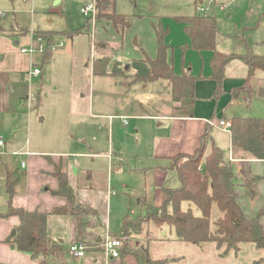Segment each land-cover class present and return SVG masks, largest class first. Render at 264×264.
I'll list each match as a JSON object with an SVG mask.
<instances>
[{"label": "crops", "instance_id": "1", "mask_svg": "<svg viewBox=\"0 0 264 264\" xmlns=\"http://www.w3.org/2000/svg\"><path fill=\"white\" fill-rule=\"evenodd\" d=\"M83 1V7L86 3L93 1H96L98 7L95 25L82 13L83 7L81 9V13L88 20L87 30H93L94 34L98 26L105 30L111 27L115 33L108 38L110 43L102 41V49H106L105 52L103 51V56L98 60L95 57L93 62L92 58L90 59L92 73L94 75L110 73L111 64L117 62L115 61L117 54L120 51L123 53L130 47L129 44L126 47L124 45L125 35L134 36L133 44L137 48L136 59H126L130 62L133 61L127 69L136 66L139 71L133 75L126 86L141 83L143 88L149 89V84L157 83L162 85L163 91L170 95V102L167 101L164 104L162 112L155 110L151 114L136 112L134 115H128L124 111L112 109L109 95L105 100L96 98L94 94L92 95V91L88 96L79 91L71 99L70 115L64 116L68 125L66 126L69 128L68 137L64 136L58 142V146H49L52 148L48 149V146H41L36 140L27 139L25 142H21V124L16 117H8L11 103L9 104L8 93L4 89L6 82L10 85L7 71H19V65L13 63L10 67H0V70L3 69V72L0 71V90L3 89L0 91V137L5 140V146L0 147V213L5 214L10 208L6 190V176L7 172H10L13 179L17 181L12 205L29 212L38 210L48 215L47 233L55 252L46 255L45 264H123V262L133 264L135 263L133 257L109 258L101 246L104 237L108 232L115 237L122 235L124 223L128 219V214L132 212L131 209L139 210L140 216H144L147 206L161 207L167 198L165 190L177 189L182 185L178 173L170 168L171 159L179 155H194L201 147L202 137L206 132H209L211 141L207 143L206 156L212 150V143L223 151L224 160L234 168V195L238 204L248 218H260L264 227V160L255 159L248 153L234 149L231 132H224L210 125L211 121L220 119L231 122L234 118H264V116H248L241 113V107L249 106L253 101L257 103L264 101V98L259 96V91L264 89L261 88L264 86V71H256L251 81L253 93L248 97V94L243 90L249 74L248 65L241 59L229 62L225 67L222 94L216 96V82L212 79L213 51L200 52L192 49L191 38L185 30V25L180 22L184 40L178 45H176L178 42H167L171 47L168 54L169 63L176 74L182 75L184 72L190 71L192 76L200 77V79L197 82L195 98L185 97L177 102L171 94L169 81L144 80L151 74L150 67L145 62L146 58L155 60L158 55L156 28L160 24L164 25L163 20L149 21L141 14L129 15L122 10L119 11L116 6L117 0ZM219 1L230 4L226 8L225 4L219 6L216 1L214 3L217 8L213 15L210 13L198 14L216 18L219 31L216 50L222 54L243 55L247 52L246 44L243 41L245 38L252 43V52L255 55L264 56V0ZM59 2L60 0H54L53 4ZM238 2L246 3L240 14H236L234 17L233 13H224ZM197 3L198 0L195 5ZM250 6L254 8L253 13H250ZM114 15L123 18L128 27L125 28L123 24L116 25L110 20V17ZM255 24H258L257 27L248 29ZM142 27L144 28L143 33L140 31ZM27 32L21 27L9 29L0 25V56L10 52L13 49V44H28ZM37 32L53 34L56 39L52 45H58L57 40L62 37L53 31L39 30L32 31L30 35L32 36L34 33V36L41 37L37 35ZM170 34L171 31L168 29L166 40ZM24 35L25 37H23ZM74 35L77 34H68L72 41L75 38ZM59 43H63V41L60 40ZM63 47L64 45L57 46V49ZM57 49L51 50V55ZM86 66L88 67L89 63ZM51 68L52 66L49 67V69ZM99 68H102L101 72ZM159 92L161 93V91ZM156 96L158 95L156 94ZM161 99L164 98L161 97ZM122 118H126V122ZM130 118L161 120V122L166 121L167 125L165 134L156 135L154 140L144 144L145 151H141L137 155V160L143 158L150 163L145 164L140 160V165L137 163L133 169L128 171V174L141 176L143 179L142 185L136 188L127 183L118 185V181L115 180L118 175L122 178L126 175L123 169L125 159L121 155L125 146L121 142L115 143L113 130L116 120L124 126H128ZM163 125L164 122L159 124V126ZM30 129L31 127H28V130ZM213 131L228 135L227 143L216 134L212 139ZM64 132L67 131L64 130ZM136 133L138 135L140 131L137 129ZM3 135L8 137L5 139ZM137 144L140 148V141H137ZM147 148L149 152L146 151ZM18 162L19 165L14 168L13 163ZM56 165H61L64 173L67 174L78 201L96 209L99 217L52 214L55 208L65 206L67 203L66 198L54 193L59 189V182L53 175ZM174 172L178 175L180 184L168 185L170 175ZM128 181L129 177L126 182ZM132 202H136L134 205L136 208L133 207ZM215 207H217L216 204L213 205L211 218ZM189 208L193 210V207L187 203L186 210ZM221 216L222 213H218L214 223ZM147 223L150 222L144 223L143 226ZM20 224V218L17 216L0 219V264H40L39 260H34L29 253L19 251L14 244L9 242L16 236ZM152 224L150 223V225ZM113 226L114 228L118 226L120 231L115 233ZM154 229L153 237L148 234L141 241L138 240L141 236L139 234L132 233L130 237L132 242L137 241L140 247L145 246L146 241L153 240L154 242L149 246L146 245L145 248L148 249L154 260H168V264H254L264 258V250L258 249L253 243L241 244L238 253L231 250L223 255L226 246L219 248L216 243H208L199 247L178 241L176 236L172 235L173 228L168 225L160 227L156 224ZM164 230L166 232L162 236L161 232ZM14 231L16 232L15 236H13ZM170 235L173 237L170 238ZM168 240L174 241V243H166ZM74 243H83L88 247L85 257L77 258L70 254V246ZM166 245L171 246L167 247ZM40 260L43 258L41 257Z\"/></svg>", "mask_w": 264, "mask_h": 264}, {"label": "rangeland", "instance_id": "2", "mask_svg": "<svg viewBox=\"0 0 264 264\" xmlns=\"http://www.w3.org/2000/svg\"><path fill=\"white\" fill-rule=\"evenodd\" d=\"M83 2V0H60L59 3L53 4L54 0H0V13L3 14V16H0V25L9 29L21 27L28 31L26 34V37L29 38L28 44H13V49L10 52L4 54L5 56H0L1 68L10 67L11 64L17 63L20 69L19 71H7L9 73L10 85L6 82L4 89L8 93L9 104L11 103L8 117H16L17 121L21 124V142H25L27 139L36 140L41 146H48V149L58 146V142L64 136L68 137L69 128L64 116L66 114L70 115L72 107L71 99L79 91L87 96L92 91V95L94 94L96 98L105 100L106 96L109 95L112 109L124 111L128 115H134L136 112L151 114L155 110L162 112L163 110L161 109H164V104L167 101L168 103L170 102V95L167 92L165 93L163 87H161L162 85L160 86L157 83L149 84V89L143 88V84L141 83L134 86L129 85L130 87L126 86L131 81L133 75L139 71L136 66H131L130 69H127L133 61L130 62L126 59H136L135 51H137V48L133 44L134 36L128 37L127 34L125 35L123 40L124 45L126 47L129 44L131 48L129 47L123 53L120 51L117 54V59L115 60L117 62L113 63V65L111 64L110 73H107V75H94L92 73V64L90 62L92 54L94 53L97 60L102 57L103 51H106V49H102V41H104L103 43H110L108 38L115 33L111 30V27L105 30L101 26L95 29L94 34L93 30L88 31L86 28L88 20L81 13ZM195 2L196 0H117L116 6L119 11L122 10L125 13H129V15L141 14L149 21L156 22L160 19L163 20L164 28L167 31L168 29L171 31L170 37L167 38L166 42H178L176 44L178 45L184 39L182 37V26L179 25L180 22L177 20V17L192 16L195 13L199 14L196 8L199 3L195 5ZM217 3L219 6L225 4L226 8L230 4L224 1H218ZM245 4V2L235 3L224 13H233L235 17L236 14H240L243 11ZM201 6L204 8L209 7L210 10L205 12V14L210 13L212 15L217 8L216 3L210 4L206 0ZM249 10L250 13L254 12V8L251 6ZM257 25L255 24V26L248 29H254ZM38 30L53 31L62 36L58 38L57 43L60 40L64 43L63 48H56L57 51L53 52L45 61H43V54L30 55L21 52L22 48H30L37 42V36H34V33L31 36L30 33ZM143 30V27L140 28L142 33ZM69 33L77 34L74 35L73 41L68 36ZM53 39L56 38L54 37ZM247 42L252 47V43L249 40ZM107 49L110 50V48ZM56 62L57 64H55ZM87 63H89L88 67L86 66ZM50 66H52L51 69H49ZM104 66L106 67V64ZM35 68H39L41 74L27 80L25 78L26 73L33 71ZM102 68H99L100 72ZM20 71L23 73H19ZM261 88H264V86H261ZM0 91H3V89ZM161 97L164 99H161ZM241 110V113L244 115L263 117L264 101L258 103L253 101L251 105L241 107ZM162 122H164V125L159 126ZM162 122L161 120L154 119L136 120L130 118L128 120L129 125L124 126L120 121L116 120L113 135L115 143L121 142L125 146V150L121 155L125 159L123 169L126 174L124 178L120 175L116 176L115 180L118 181V185L127 183L134 188L142 185V177L133 174L132 176L128 174V171L131 168L133 169L137 163L140 165V160L145 164L150 163L143 158L137 160V155L141 151H145L143 149L144 144L154 140L156 135L165 134L167 125L166 121ZM60 123L62 124L60 125ZM28 127H31V129L28 130ZM63 128L67 132H64ZM137 129L140 131L138 135L136 133ZM215 134L227 143L228 135L213 131L211 133L212 139L215 137ZM3 136L5 139L8 137L7 135ZM137 141L141 143L140 148H138ZM146 151L149 152V149L147 148ZM13 164V167L16 168L19 162ZM128 177L129 181L126 182ZM169 184H180L179 177L175 172L171 173L168 181ZM135 203L132 202L133 207ZM186 207L187 203H183L182 210L185 211ZM192 207L194 215L200 216L201 211L194 205ZM215 208L216 211L214 210L211 218L212 230L215 228L214 221L218 213H220L219 208ZM131 211L128 214L129 220H135L140 217L139 210L134 211L131 209ZM150 223L154 224L150 225ZM150 223L143 226L142 232L139 234L141 235V238L139 237L138 239L139 241L147 237L148 234H150V237L154 236V226L156 224L153 221H150ZM116 229H118V226L117 228L113 226L115 233L116 231H120V229ZM165 232V230L162 231L161 235L163 236ZM172 235L176 236L174 228ZM172 235H170V238L173 237ZM153 242V240L146 241L145 246H149ZM166 243L173 244L174 241L168 240ZM133 244H135L134 246H139L137 241L133 242ZM145 246L136 248L145 249Z\"/></svg>", "mask_w": 264, "mask_h": 264}, {"label": "trees", "instance_id": "3", "mask_svg": "<svg viewBox=\"0 0 264 264\" xmlns=\"http://www.w3.org/2000/svg\"><path fill=\"white\" fill-rule=\"evenodd\" d=\"M116 25L123 24L128 27L120 16H111ZM177 20L185 25V30L192 41V49L196 51H213L212 79L216 82L215 95L219 96L223 91L226 65L235 60H243L249 68L248 78L243 90L248 97L253 93L251 84L257 70L264 71V56L255 55L251 45L243 38L247 52L243 55L222 54L216 50L219 31L214 16L194 14L187 17H177ZM76 34V33H72ZM168 31L160 24L156 28L158 39V55L155 60L147 57L145 62L151 70V74L144 78L148 81L167 80L171 86V94L177 102L183 98H195L196 86L200 77H194L190 71L182 75L175 73L168 60L171 47L166 42ZM37 35L47 40V49L43 54V61L51 56V45L54 35L47 32H37ZM202 78V77H201ZM242 90V91H243ZM231 139L234 149L250 154L255 159L264 160V118H234L231 120ZM211 141L209 132L202 137L201 147L194 155H179L172 158L171 169H174L181 180V187L166 189V200L159 208L147 206L144 216L138 219L126 220L123 226L122 236L140 234L142 226L146 222L154 221L158 226L168 225L176 232V239L181 242L203 247L208 243H216L219 248L226 246V255L231 250L240 251V245L253 243L258 249L264 250V227L260 218L250 219L246 216L234 195V168L224 160L223 151L212 143V150L206 156L207 143ZM59 182L56 195L66 198L65 206L53 210L54 215H82L99 217L98 211L91 206L80 203L68 176L61 165L55 166L53 173ZM17 181L10 172L6 176V190L9 196L10 208L7 213L1 214L0 219L17 216L21 224L17 228V234L9 242L22 252L29 253L34 260L45 264V257L55 252L47 233V214L40 211L29 212L12 205L16 193ZM196 206L201 215L196 216L191 208L182 210L183 203ZM219 208L222 216L214 223L215 229H211V214L213 205ZM132 239L124 243L121 257H133V264H168V260H154L147 248L139 249L134 246ZM41 257L43 260H40ZM123 264H126L123 262ZM254 264H264V258Z\"/></svg>", "mask_w": 264, "mask_h": 264}, {"label": "built area", "instance_id": "4", "mask_svg": "<svg viewBox=\"0 0 264 264\" xmlns=\"http://www.w3.org/2000/svg\"><path fill=\"white\" fill-rule=\"evenodd\" d=\"M204 1L205 0H198L199 5L197 6V11L199 14H203V13L205 14V12L209 10V7L204 8L203 6H201ZM206 1L212 4L219 0H206ZM97 10L98 7L96 1L86 3L82 9V13L92 21L93 25H95L97 22ZM0 16H3V14L0 13ZM47 46L48 45L45 38L37 37L36 44L32 45L30 48H22L21 52L30 55L44 54L47 49ZM57 46H63V43H58V45L53 44L51 46V50L54 51L57 48ZM94 56L95 55L93 53L91 56L92 62L95 60L96 56L95 57ZM40 74H41V70L39 68H35L33 71H28L26 73V79L29 80L32 77L39 76ZM122 119L124 122H126L127 120L126 118H122ZM210 125L217 129L223 130L224 132H231V128H232L231 122L222 119L213 120L210 122ZM4 146H5V140L3 139V137H0V147H4ZM23 166H25V164H23ZM130 240H131L130 235L128 236L121 235L119 237H115L108 232V234L104 237L101 246L103 247L106 255L109 258L120 259L121 250L124 246V243ZM87 249L88 247L83 243H74L70 246L69 251L72 256L77 258H83L87 253Z\"/></svg>", "mask_w": 264, "mask_h": 264}, {"label": "water", "instance_id": "5", "mask_svg": "<svg viewBox=\"0 0 264 264\" xmlns=\"http://www.w3.org/2000/svg\"><path fill=\"white\" fill-rule=\"evenodd\" d=\"M259 96L262 97V98H264V89H261V90L259 91ZM15 234H16V232L14 231V232H13V236H15ZM163 235H164V234H163Z\"/></svg>", "mask_w": 264, "mask_h": 264}]
</instances>
